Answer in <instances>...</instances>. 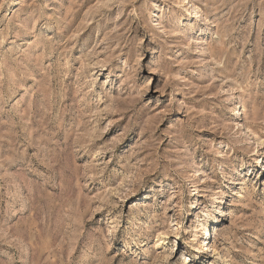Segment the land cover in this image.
I'll return each mask as SVG.
<instances>
[{"label": "rangeland", "instance_id": "374dc122", "mask_svg": "<svg viewBox=\"0 0 264 264\" xmlns=\"http://www.w3.org/2000/svg\"><path fill=\"white\" fill-rule=\"evenodd\" d=\"M0 264H264V0H0Z\"/></svg>", "mask_w": 264, "mask_h": 264}, {"label": "bare ground", "instance_id": "6f19581e", "mask_svg": "<svg viewBox=\"0 0 264 264\" xmlns=\"http://www.w3.org/2000/svg\"><path fill=\"white\" fill-rule=\"evenodd\" d=\"M188 2L189 1H187L186 3ZM192 13H195L194 5L192 6L191 11H189L188 15L193 17ZM234 111H236L234 114L241 113L240 108H237V107L234 109ZM224 205L225 204L222 205L221 214L224 216H228L226 211L224 210ZM219 217H215V218L209 217L206 219V221L200 223L201 227L199 228V231L197 232V234L199 235L197 236V241H196L198 245L194 247V250L200 253V260L203 263L208 262V259L210 258V255L212 253V240H211L212 229L214 227V224L218 223V221L216 220H218Z\"/></svg>", "mask_w": 264, "mask_h": 264}]
</instances>
